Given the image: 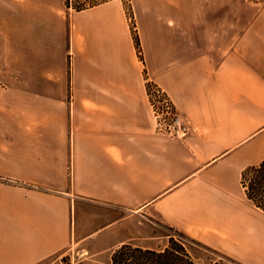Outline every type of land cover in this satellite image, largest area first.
Wrapping results in <instances>:
<instances>
[{"label": "crops", "instance_id": "crops-1", "mask_svg": "<svg viewBox=\"0 0 264 264\" xmlns=\"http://www.w3.org/2000/svg\"><path fill=\"white\" fill-rule=\"evenodd\" d=\"M78 1L0 0V264L158 248L159 225L264 264L241 183L264 160V1ZM148 83L185 137L157 132Z\"/></svg>", "mask_w": 264, "mask_h": 264}, {"label": "trees", "instance_id": "trees-1", "mask_svg": "<svg viewBox=\"0 0 264 264\" xmlns=\"http://www.w3.org/2000/svg\"><path fill=\"white\" fill-rule=\"evenodd\" d=\"M94 4L93 2L90 3ZM78 6L77 8H82ZM131 14V12H130ZM132 15V14H131ZM132 29L136 44L140 52V40L135 30L134 20ZM156 86L148 83V93ZM241 183L246 191L248 199L258 208L264 210V160L259 165L249 166L242 172ZM175 233L168 236V241L164 246L158 248H145L134 243H125L115 249L111 254L110 264H197L195 248H202L209 252L222 255L215 249L203 245L194 238L178 230L170 228ZM222 260L229 264L237 263L233 259L222 255ZM215 264H222L221 261Z\"/></svg>", "mask_w": 264, "mask_h": 264}, {"label": "rangeland", "instance_id": "rangeland-1", "mask_svg": "<svg viewBox=\"0 0 264 264\" xmlns=\"http://www.w3.org/2000/svg\"><path fill=\"white\" fill-rule=\"evenodd\" d=\"M74 1L78 4L70 5V0H68V5L70 7L72 6V7L77 8L78 6H82V5L84 6L85 4L78 0H74ZM132 17L134 20L133 14H132ZM139 54H140V57L142 58V52L139 51ZM154 233L160 235L161 237L159 240L158 246H164L168 241V236L175 232L166 225H159L158 227L155 228ZM134 244L143 245V243H141V241L139 240L135 241ZM194 253L198 260L197 264H204V262H210V261L212 262L221 261L222 264H229V262H227L225 259L222 260V257H223L222 255L209 252L202 248H195ZM111 254L112 253L110 251L103 252V253H97V252L88 250L87 245H77V246H74L69 251H67L66 253H64L63 255L54 257L46 261L44 264H110ZM235 264H239V263H235Z\"/></svg>", "mask_w": 264, "mask_h": 264}, {"label": "built area", "instance_id": "built-area-1", "mask_svg": "<svg viewBox=\"0 0 264 264\" xmlns=\"http://www.w3.org/2000/svg\"><path fill=\"white\" fill-rule=\"evenodd\" d=\"M74 4L78 3L70 0V5ZM130 22H133L131 14ZM150 99L157 132L169 137H185L189 132V123L178 115L172 100L156 86L151 89Z\"/></svg>", "mask_w": 264, "mask_h": 264}]
</instances>
